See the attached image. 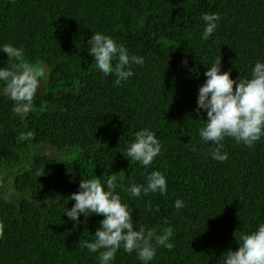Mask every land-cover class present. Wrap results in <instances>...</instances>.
Segmentation results:
<instances>
[{
    "label": "trees",
    "instance_id": "obj_1",
    "mask_svg": "<svg viewBox=\"0 0 264 264\" xmlns=\"http://www.w3.org/2000/svg\"><path fill=\"white\" fill-rule=\"evenodd\" d=\"M205 12L221 16L207 41ZM98 31L144 58L128 81L116 85L115 74L95 69L87 41ZM4 43L23 46L42 75L23 117L0 95V264H98L99 252L80 241L94 240L103 216L81 215L74 226L64 214L80 180L93 175L123 176L117 191L137 226L173 227L174 247L158 246L150 264H223L240 234L264 221V141L249 148L226 138L228 159L213 160L215 145L198 135L206 113L195 111L207 65L219 56L232 78L264 60V0H0ZM10 63L19 61L0 52V67ZM143 128L162 142L147 168L123 155ZM29 131L31 139L19 140ZM154 170L167 177L168 192L131 197L128 187ZM178 198L185 207L177 212ZM114 264L141 262L121 248Z\"/></svg>",
    "mask_w": 264,
    "mask_h": 264
},
{
    "label": "clouds",
    "instance_id": "obj_2",
    "mask_svg": "<svg viewBox=\"0 0 264 264\" xmlns=\"http://www.w3.org/2000/svg\"><path fill=\"white\" fill-rule=\"evenodd\" d=\"M200 19L204 22L201 36L207 41L216 32L221 16L217 12H205ZM87 44V52L95 60V69L104 78L115 74L116 85L134 75L133 65L144 63L142 56L131 54L123 44L104 32L92 33ZM0 52L6 53L9 61H19L0 67V95L11 99L14 102L12 111L23 117L33 110L34 98L41 86L42 69L24 59L23 46L4 43L0 45ZM182 63L187 66L188 61ZM204 76L205 81L198 86L195 111L198 116L201 112L206 113V119H198L201 121L198 135L202 143L215 145L210 152L211 158L219 162L228 159V153L222 151L226 138L249 148L264 141V60L255 61L250 76L232 78L231 70L222 71L219 56L207 65ZM33 135L29 131L21 133L18 138L29 140ZM49 149L46 150L48 154ZM161 149L162 142L156 133L143 128L134 134V140L127 145L123 155L147 168L161 154ZM191 150L195 151V146ZM118 180H123V176L111 175L106 181L96 175L82 178L78 190L69 196L74 204L70 209L66 208L64 214L74 226L81 222V215L85 219L92 215L103 216L95 233L89 234L94 240L80 241L82 248L91 253L99 252L98 264H114L121 248L126 253L135 252L141 264H150L158 246L169 250L174 247V229L171 225L159 230L143 224L137 226L132 218L134 209L122 200L117 191ZM127 191L134 198H142L149 193L163 196L168 192L167 177L154 170L143 183H132ZM184 207L182 198L173 202L177 212ZM147 211H152L151 206L147 207ZM4 230L5 223L0 220V237L4 235ZM238 244L237 250L226 252L223 264H264V221L255 229L242 232Z\"/></svg>",
    "mask_w": 264,
    "mask_h": 264
},
{
    "label": "rangeland",
    "instance_id": "obj_3",
    "mask_svg": "<svg viewBox=\"0 0 264 264\" xmlns=\"http://www.w3.org/2000/svg\"><path fill=\"white\" fill-rule=\"evenodd\" d=\"M55 150H51V149H49V152L50 153H53ZM62 154H59L58 156H61Z\"/></svg>",
    "mask_w": 264,
    "mask_h": 264
},
{
    "label": "flooded vegetation",
    "instance_id": "obj_4",
    "mask_svg": "<svg viewBox=\"0 0 264 264\" xmlns=\"http://www.w3.org/2000/svg\"><path fill=\"white\" fill-rule=\"evenodd\" d=\"M52 150H55V149L53 148ZM55 151H56V150H55ZM55 151H54L53 153H50V154H51L52 156H54V153H56Z\"/></svg>",
    "mask_w": 264,
    "mask_h": 264
}]
</instances>
